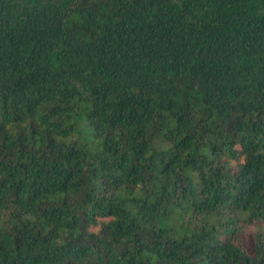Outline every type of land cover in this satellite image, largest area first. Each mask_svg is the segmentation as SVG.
Wrapping results in <instances>:
<instances>
[{
  "label": "trees",
  "instance_id": "1",
  "mask_svg": "<svg viewBox=\"0 0 264 264\" xmlns=\"http://www.w3.org/2000/svg\"><path fill=\"white\" fill-rule=\"evenodd\" d=\"M0 264H264V0H0Z\"/></svg>",
  "mask_w": 264,
  "mask_h": 264
}]
</instances>
